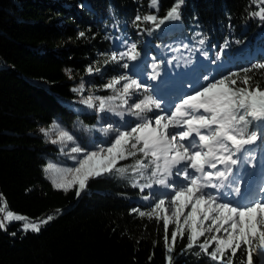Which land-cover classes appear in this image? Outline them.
<instances>
[{
    "label": "trees",
    "instance_id": "obj_1",
    "mask_svg": "<svg viewBox=\"0 0 264 264\" xmlns=\"http://www.w3.org/2000/svg\"><path fill=\"white\" fill-rule=\"evenodd\" d=\"M158 2V16L163 17L174 0ZM149 4L150 0H0V194L5 211L32 219L55 214L39 232H25L20 222L0 229V264H169L163 219L139 216V211H150L151 200L143 197L158 186L142 192L132 186L131 176L114 171L90 179L79 197L77 188H57L45 166L51 157L60 161L56 158L61 148L37 131L58 121L85 149H94L89 137L98 131L100 116L80 103L81 95L72 91L77 81L69 75H80L100 86V94H110L101 89L103 77L128 72L120 62L110 61L113 52H122L120 44H136L144 71L150 70L146 58L157 53L166 57L157 62L160 69H167L169 62L177 67L182 54L201 58L205 53L215 68L222 55L226 66L219 75L239 72L230 77L237 80L233 87L243 86L247 75L252 86L264 89V69L242 71L264 63V21L250 15L264 3L184 0L181 19L160 28L135 19L157 14ZM80 32L85 36L79 37ZM88 67L101 71L89 74ZM226 83L232 86L230 80ZM126 120L137 122L132 116ZM258 141L264 145V133ZM250 149L257 152L256 147ZM142 158L138 152L117 167ZM172 231L169 227L171 264H217L198 246L185 251L186 239L177 238L173 245ZM241 259L246 264V255L238 250L233 264ZM252 261L259 263L255 251Z\"/></svg>",
    "mask_w": 264,
    "mask_h": 264
},
{
    "label": "snow or ice",
    "instance_id": "obj_2",
    "mask_svg": "<svg viewBox=\"0 0 264 264\" xmlns=\"http://www.w3.org/2000/svg\"><path fill=\"white\" fill-rule=\"evenodd\" d=\"M252 3L259 6L264 0H252ZM183 4L184 0H174L166 14L159 17L158 0H150L149 7L154 8L157 14L143 18L138 15L135 19L152 22L155 28H160L168 21L181 19ZM250 15L264 21V7H259ZM84 36V32L79 33V37ZM199 43L203 44L204 40L201 39ZM139 56L136 44L132 43L127 46V51L113 52L110 61L119 63L125 58L135 61ZM121 66L125 69L129 67L128 63ZM157 67L153 64L154 70ZM253 68L264 69V63H257L242 71L249 72ZM66 71L71 72L70 69ZM93 71L99 73L101 69L88 67L89 74ZM156 75L158 73L149 79H155ZM232 76H239V72L214 78L167 109L162 108L161 102L150 94L148 85L127 74L113 77L104 85L114 92L109 97H84V83L81 81L79 87L72 89L81 95L80 103L95 109L97 113L112 112L121 119L127 114L135 117L137 122L117 129L111 125L101 129L105 134L114 131L115 135L107 141L108 147L95 151L81 148L75 137L55 121L49 129L41 128L40 132L48 138L51 131L59 130L57 139L49 142H71L75 145L71 148L72 153H83V157L77 160L78 167L66 170L75 173L71 183L78 185L77 197L87 188L90 179L114 171L122 177L131 176L134 181L132 186L142 192L154 185L166 190L163 195H145L143 199L152 200L153 204L148 213L139 211V216L148 215L151 218L160 212H171V216L166 214L162 217L169 264L173 247L168 244L167 232L173 217L177 223L176 230L171 232L173 245L178 236L183 239L187 231L185 251L198 246L217 264H233L238 250H241L242 256L246 255V264H253L252 252L255 251L259 264H264V180L254 183L247 178L250 174L242 176L240 173V168L255 160L254 150L246 146L254 144L264 133V89L258 84L252 86V77L247 75L243 77V86L233 87L237 85V80L230 79ZM229 80L232 86L226 83ZM117 85L120 87L117 88ZM140 93L146 94L141 97ZM133 96H137V99L133 100ZM117 100L120 103L113 107L112 102ZM117 108L123 110L117 111ZM153 109L160 111L154 112ZM147 113H152V116L149 117ZM261 147L264 150V145ZM138 152L143 154L142 159H137L130 166L117 167L119 161L134 157ZM238 164L240 167H236ZM52 167L49 165V168ZM137 178L144 183H139ZM54 186L65 187L55 181ZM0 203L3 204L0 212H5L7 205L2 194ZM189 208L185 215V210ZM181 216H184L183 224H180ZM52 219V216H48L40 223H25L23 229L25 232H39L41 224ZM13 220L24 221L27 217L7 211L0 220V229L6 231V222ZM205 221L210 223L205 226ZM221 232L224 235L212 234L200 242L199 238L205 233ZM212 243H215V247L209 252ZM228 252L231 255H226ZM240 264H245L244 259Z\"/></svg>",
    "mask_w": 264,
    "mask_h": 264
},
{
    "label": "rangeland",
    "instance_id": "obj_3",
    "mask_svg": "<svg viewBox=\"0 0 264 264\" xmlns=\"http://www.w3.org/2000/svg\"><path fill=\"white\" fill-rule=\"evenodd\" d=\"M51 1H54V0H51ZM169 23H170V21L167 22L165 27L169 26ZM68 40L71 41V39H68ZM127 46H128L127 44H120V49L122 50V52L127 51ZM146 59H148V61L146 63H147V67L150 68V72H146V71L142 70L141 64H140L138 59L135 61H129L125 58L124 60L120 61V66L123 63H128L129 67L127 69H125L126 71H128L126 74L131 76L133 79H137L141 83L148 85L149 89H150V94L155 99H157L161 102L162 108H164V109H167V108L171 107L172 105H174L175 103H178L181 98L186 97L188 94H194V89H200L202 85H206L208 82L213 81L214 78L215 79L222 78L219 75V72L217 71V69L224 68L226 65L223 58H222V55H219L218 63H217V66L215 68H213L212 66H209L210 65L209 61H206L204 59V57H201L199 59L196 56H191L188 54L180 55L178 58L179 64L176 68H174L170 62L168 63L169 70H168V73L166 74V77H169V75H171L172 73L175 76V78L173 77V80H172L173 86L171 85V88L172 89L174 88L175 92H169L167 94V96H168L167 98H170V99L167 100V99H161L158 95H159V91L165 90L166 87H170V86H168V84H163L161 89L159 88V90H155L154 86H153L155 79H149L150 76L156 74V70L153 69V64H157V62L165 61V59H166L165 55L157 53L156 56H154V57L149 56ZM1 66H3V63L0 62V67ZM92 68L94 70L96 69L95 67H92ZM201 68H203V70H204L203 72L197 71V69L200 70ZM171 71H173V72L170 73ZM95 73H97V72H95ZM70 76H71V79L77 81L78 87H79L81 81H83V83H84V95L83 96L84 97H86L88 95H93V96H97V97H109V96L114 95V92L111 89H108L110 91V94H108V95L100 94L99 92L96 91L97 89L100 88V86L95 87L89 81H85V79L82 78V76H80V75L71 74ZM103 79H104V85H105L112 78L103 77ZM182 80H184V82L181 84ZM121 83H123V81ZM119 87H120V85H117V88H119ZM101 89H106V88L103 86V88H101ZM176 91L182 92V93L180 95H177ZM143 94H146V93H140L139 95L142 97ZM132 99L133 100L137 99V96H133ZM119 103H120L119 100L114 101V102H112V106L115 107ZM129 103H131V101ZM122 110L123 109L117 108V111H122ZM153 111L159 112L160 110L153 109ZM98 114L100 116V121L98 124V131L93 132L89 137L90 141L92 142V145L94 146V149L93 150L85 149L83 147V145L80 143V141L77 138H75L76 143L81 148H84L86 151H95L100 147L106 148L109 146L107 141L114 138L115 132L109 131L107 134H105V132L101 131V129L107 128L108 125H111L113 129H117V128H121L123 125H126V124L131 125V124L135 123L133 120H130V121L126 120V118L129 116L127 114H125L123 119H121L119 116H116L112 112H101ZM147 115H149V117H151L152 113H147ZM55 122H57L62 129H65L58 121H55ZM51 125L40 126L39 128H37V131L39 133H41L40 132L41 128L49 129ZM58 131L59 130L51 131L49 134V137L48 138L45 137L47 139V141L49 142L50 140L57 139ZM49 143H51V142H49ZM56 144L61 149H63V150H60L58 152L59 156L56 158L60 161H55V158L51 157L50 160L47 162V165L45 166L46 174L52 180L53 183L55 181L57 184H64L65 185L64 188H60V189L78 188V185H72V183H71L73 181V179L75 178V173L74 172H67L66 170L67 169H74V168L78 167L77 160L81 159L83 157V153H79V154L72 153L71 148L75 145H73L71 142H67L66 144L65 143H56ZM253 145H254V147H256L255 151H257L256 153H254L255 160L252 161L250 164H247L244 167L240 168L241 175L244 172L248 171L250 169V167L253 166V169H258L261 166V164L264 163V150H262V148H261V143H257V141H256L254 144H252V146ZM259 148H260V150H259ZM73 157H76V159H73ZM49 165H52L53 167L49 168ZM236 167H240V165L238 164ZM174 179H175V177H174ZM165 192H166V190L160 188L159 186L153 188V195H156V194L163 195ZM152 204H153V201L151 200V205ZM189 210H190V208L185 210V215L187 214V212ZM6 212L7 211L0 213L1 220H3L4 215H6ZM13 213L27 217V220H24V221L13 220L11 222H6V226L12 222H20L21 226L23 227V225L25 223H40V222L46 220L48 216H52V217L55 216L53 211L50 213L48 212L49 214L46 215V217L39 218V219H32V218L28 217L27 215L22 214V213H18V212H13ZM55 213H56V211H55ZM166 214L171 216V212H168V213L160 212L159 216L162 218ZM183 221H184V216H181L180 224H183ZM208 223H210V222L205 221V226H207ZM42 224H44V223H42ZM169 227L172 228V230H176L177 223H176L174 217L172 218V221L170 222ZM184 227L186 229L187 225H185ZM212 234L224 235L223 232H221V233H205V236H202L199 239L203 242L207 236H210ZM187 235H188V233H187V231H185L183 239L187 240ZM178 239L183 240V239L179 238V236H178ZM211 247L214 248L215 243H212Z\"/></svg>",
    "mask_w": 264,
    "mask_h": 264
},
{
    "label": "bare ground",
    "instance_id": "obj_4",
    "mask_svg": "<svg viewBox=\"0 0 264 264\" xmlns=\"http://www.w3.org/2000/svg\"><path fill=\"white\" fill-rule=\"evenodd\" d=\"M176 93H177V95H180L182 92H178V91H176ZM167 95V94H166ZM165 94H163L162 96H160V98L162 99V98H165V96H166Z\"/></svg>",
    "mask_w": 264,
    "mask_h": 264
},
{
    "label": "water",
    "instance_id": "obj_5",
    "mask_svg": "<svg viewBox=\"0 0 264 264\" xmlns=\"http://www.w3.org/2000/svg\"><path fill=\"white\" fill-rule=\"evenodd\" d=\"M259 264V263H258Z\"/></svg>",
    "mask_w": 264,
    "mask_h": 264
}]
</instances>
